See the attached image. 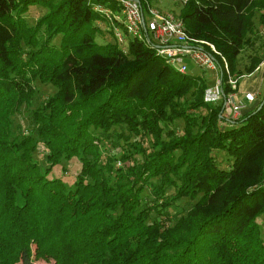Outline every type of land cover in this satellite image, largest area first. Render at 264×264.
<instances>
[{
    "label": "trees",
    "instance_id": "trees-1",
    "mask_svg": "<svg viewBox=\"0 0 264 264\" xmlns=\"http://www.w3.org/2000/svg\"><path fill=\"white\" fill-rule=\"evenodd\" d=\"M34 3L46 10L29 23ZM94 4L118 7L0 0V264H264V94L239 118L223 116V101H204L210 81L178 71L137 36L119 41ZM263 8L264 0L182 3L187 33L217 50L200 42L224 94L232 88L220 53L233 74ZM100 21L113 41L96 39ZM262 59L254 54L236 78ZM35 80L56 91L32 109L31 127L14 133L13 115L31 104ZM177 119L178 131L167 125ZM112 137L128 148L115 141L119 150L103 156ZM74 157L81 167L71 185L49 176ZM183 197L195 201L177 217L170 207Z\"/></svg>",
    "mask_w": 264,
    "mask_h": 264
},
{
    "label": "rangeland",
    "instance_id": "rangeland-1",
    "mask_svg": "<svg viewBox=\"0 0 264 264\" xmlns=\"http://www.w3.org/2000/svg\"><path fill=\"white\" fill-rule=\"evenodd\" d=\"M139 1L141 2V0H139ZM143 1L145 3L149 2L157 10H161V11L171 10V11H174L175 13L180 12V8H181L182 3H183L182 1L180 2V0H143ZM141 5H142V3H141ZM45 10H46V8L39 3L32 4L30 6L28 12L26 13L27 21L29 23H34L36 20V17L41 15L43 12H45ZM262 10H264V8ZM106 23L107 22H105V21L98 22L100 29L98 30V32H96V39L99 42L113 41L114 40L111 32L109 31L108 25ZM254 27H255V30L247 33L251 37V42L246 44L241 49V51L239 52V54L237 56L236 66H235L236 71H234L233 74L229 73V66H228V64H226L227 62H226L225 57L222 58L224 70H225L227 76L228 77L230 76L231 78L236 80V83H237V79H238V78H236V75L238 73L237 70L244 71L245 66L249 64L251 57L254 54H257V55H259V57H262L264 59V23L260 22L258 13H256V15L254 17ZM59 38H60V36L57 35L54 38V42L58 43ZM120 46L123 47V43H122V45L120 44ZM262 60L257 65V66H259V65L260 66L259 67L256 66L255 70L253 72H251L250 74L243 73L245 76H249V77H247L249 79L248 87L253 92L252 91H244V92H242V97L239 98L237 96V98L243 100L245 92H252V93L255 92L256 94L254 93V95L259 96L257 99L254 100V102H251L248 104V106L246 108L247 110H249L251 107H253L255 105L254 103H256V101L261 99L262 95L264 94V66L261 65ZM185 63L187 65L189 71L205 77L208 81H210V85L214 84L218 78L220 81L221 71H220L219 66H218V70L216 68V70L210 71V70H207V68H203V67L198 66L189 57H185ZM218 72H219V74H218ZM216 74L218 75V77L216 76ZM244 75L241 77H245ZM227 80H228V78H227ZM239 80H240L239 82L242 83L243 78H240ZM33 84L35 86V94H34V97L32 98L31 104L28 106L23 105L20 108V110L17 113H15V115H13L12 131L14 133H17L19 131L24 132V131H26V129H29L31 127V111H32V109L40 106L41 103L48 96H50L51 94H53L56 91V87L49 84V83L44 84L38 80H35ZM235 90H236V88L234 89V92H236ZM232 91H233V89H232ZM225 96H226V94H225ZM246 109H245V111H246ZM243 112H244V110L242 111V113ZM242 113H241V115H242ZM223 116L229 117L228 113L225 112V110L223 111ZM239 117H237V118H239ZM167 125L169 128L178 131V129H181L183 126V120L177 119L174 122H167ZM115 129H119V128L117 127ZM124 134H128V132L124 131ZM136 138H137L136 136L132 135L130 141H132ZM115 141L120 143L121 148L118 145L113 147V142H115ZM122 146H124L125 149L128 148L126 146V144H124V141L122 139L112 137L107 143H105V147L101 148L102 155L106 156L110 153H115L116 151L119 150V148L122 151ZM42 152L35 153L34 157L37 158L40 165L43 168H45L48 166V163L45 160V157H44ZM213 156L215 157L217 163L222 167H228L230 162H231V159L228 158L227 154L224 151L214 150ZM115 164H116V167H120L123 165V163L120 162L118 159L115 161ZM80 167H81V163H80L79 159L76 157L71 158L70 160L62 159L60 161V163L53 166L52 170L50 171L49 176L62 178L64 181H66L68 184L71 185V183L73 182V180L75 178V174L80 170ZM148 193H149V190L145 189L142 193L143 197H146ZM169 193L173 194L172 190H169ZM194 201L195 200H193L189 197H183V198L178 199L175 202V204H173L170 207L171 213L175 214L178 217L179 215L185 213V211L190 208V206L194 203ZM259 220L263 226V233H264V214L260 216ZM34 247L35 246L32 244L31 247L29 248V251H28L29 255L31 257H33ZM34 263L35 264H54V261L52 259H50L48 261L43 260V259H38Z\"/></svg>",
    "mask_w": 264,
    "mask_h": 264
},
{
    "label": "built area",
    "instance_id": "built-area-1",
    "mask_svg": "<svg viewBox=\"0 0 264 264\" xmlns=\"http://www.w3.org/2000/svg\"><path fill=\"white\" fill-rule=\"evenodd\" d=\"M115 2L119 8L104 7L100 4H94L93 8L107 16L113 35L119 41L125 39L126 33L137 36L150 43L156 54L164 57L183 73L187 68L185 57H189L195 64L207 70H216L217 64L212 55L199 45L200 42H205L212 50L217 51L215 46L209 41L189 35L179 13L157 10L149 2L144 9L139 0H115ZM220 56L224 58L221 53ZM261 65L264 66V59ZM216 76L218 77L217 74ZM227 81L233 91L225 96L218 78L214 84L205 89L204 101L208 103L223 101V109L228 113V118L236 119L249 103L254 102L256 96L252 92H245L243 100L238 99L237 93L234 92L236 80L229 76Z\"/></svg>",
    "mask_w": 264,
    "mask_h": 264
},
{
    "label": "crops",
    "instance_id": "crops-1",
    "mask_svg": "<svg viewBox=\"0 0 264 264\" xmlns=\"http://www.w3.org/2000/svg\"><path fill=\"white\" fill-rule=\"evenodd\" d=\"M245 76V75H244ZM247 77H249V76H245V77H238V79H237V83H236V93H237V96L239 97V98H241L242 97V92H244V91H252L249 87H248V82H249V79L247 78ZM240 78H243V81H242V83H240L239 81V79ZM253 92V91H252ZM255 93V92H254ZM256 94V93H255ZM259 96H257L256 95V99L258 98Z\"/></svg>",
    "mask_w": 264,
    "mask_h": 264
},
{
    "label": "water",
    "instance_id": "water-1",
    "mask_svg": "<svg viewBox=\"0 0 264 264\" xmlns=\"http://www.w3.org/2000/svg\"><path fill=\"white\" fill-rule=\"evenodd\" d=\"M261 106V104L259 105V107Z\"/></svg>",
    "mask_w": 264,
    "mask_h": 264
}]
</instances>
